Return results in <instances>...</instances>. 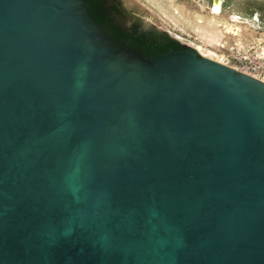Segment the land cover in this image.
Wrapping results in <instances>:
<instances>
[{"label": "water", "instance_id": "obj_1", "mask_svg": "<svg viewBox=\"0 0 264 264\" xmlns=\"http://www.w3.org/2000/svg\"><path fill=\"white\" fill-rule=\"evenodd\" d=\"M178 42L0 0V264H264V82Z\"/></svg>", "mask_w": 264, "mask_h": 264}, {"label": "rangeland", "instance_id": "obj_2", "mask_svg": "<svg viewBox=\"0 0 264 264\" xmlns=\"http://www.w3.org/2000/svg\"><path fill=\"white\" fill-rule=\"evenodd\" d=\"M122 1L136 23L153 25L192 47L200 45L226 65L236 66L238 53L264 58V0Z\"/></svg>", "mask_w": 264, "mask_h": 264}, {"label": "trees", "instance_id": "obj_3", "mask_svg": "<svg viewBox=\"0 0 264 264\" xmlns=\"http://www.w3.org/2000/svg\"><path fill=\"white\" fill-rule=\"evenodd\" d=\"M93 19L104 26L106 34L120 45L139 51L143 55L158 56L167 54L171 49L183 47L176 39L158 29H142L141 26L130 22L124 16L112 17L103 7L101 0H87ZM129 21V22H128Z\"/></svg>", "mask_w": 264, "mask_h": 264}, {"label": "built area", "instance_id": "obj_4", "mask_svg": "<svg viewBox=\"0 0 264 264\" xmlns=\"http://www.w3.org/2000/svg\"><path fill=\"white\" fill-rule=\"evenodd\" d=\"M236 59L238 64L230 67L264 82V58L238 53Z\"/></svg>", "mask_w": 264, "mask_h": 264}, {"label": "flooded vegetation", "instance_id": "obj_5", "mask_svg": "<svg viewBox=\"0 0 264 264\" xmlns=\"http://www.w3.org/2000/svg\"><path fill=\"white\" fill-rule=\"evenodd\" d=\"M84 3L87 5V9L91 14L92 17V12L89 10L90 7V3L87 0H83ZM101 2H103L104 4L102 5L103 7H105L110 15L112 17H117L120 18L121 16H124L126 19H128L130 22H134V17H133V13L130 12L124 5H123V1L122 0H101ZM93 18V17H92ZM128 21V22H129ZM96 22V21H95ZM97 24L100 25V27L104 28V26H102L100 23L96 22ZM142 28V27H141ZM145 29V28H142ZM150 29V28H149ZM110 37V36H109ZM111 38V37H110ZM111 40L117 45V46H123L120 45L119 43H117L116 41H114L112 38ZM126 47V46H124ZM195 48V47H194ZM196 49V48H195ZM197 50V49H196ZM198 51V50H197ZM199 52V51H198ZM200 53V52H199ZM201 54V53H200ZM202 55V54H201ZM204 56V55H203ZM207 57V56H206ZM210 58V57H209ZM224 64V63H223Z\"/></svg>", "mask_w": 264, "mask_h": 264}, {"label": "bare ground", "instance_id": "obj_6", "mask_svg": "<svg viewBox=\"0 0 264 264\" xmlns=\"http://www.w3.org/2000/svg\"><path fill=\"white\" fill-rule=\"evenodd\" d=\"M215 8L217 9V8H218V5H215ZM226 32H227V33H230V31H226ZM195 47H196V49H197L202 55L207 56V57H210V58H212V59H215V60L218 61V62L223 63V61L221 60V58L210 56L207 52L203 51V50H202V46H200V45H196Z\"/></svg>", "mask_w": 264, "mask_h": 264}]
</instances>
